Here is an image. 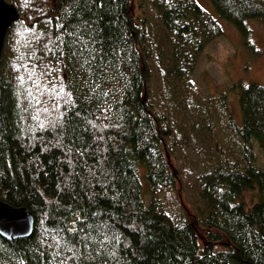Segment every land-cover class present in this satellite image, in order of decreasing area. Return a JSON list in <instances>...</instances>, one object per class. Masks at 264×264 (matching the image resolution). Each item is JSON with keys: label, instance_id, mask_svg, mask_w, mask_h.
<instances>
[{"label": "trees", "instance_id": "obj_1", "mask_svg": "<svg viewBox=\"0 0 264 264\" xmlns=\"http://www.w3.org/2000/svg\"><path fill=\"white\" fill-rule=\"evenodd\" d=\"M5 1L20 20L0 64V201L27 209L34 227L0 238V264H264L253 152L255 141L264 156V87H233L241 123L227 113L225 128L236 160L215 149L184 184L168 161L176 131H201L192 76L222 36L218 21L247 38L249 22L264 24V0H208L218 21L194 0ZM217 98L205 109L227 111ZM177 186L196 192L192 221L172 200ZM256 186L260 201L247 205L241 195Z\"/></svg>", "mask_w": 264, "mask_h": 264}, {"label": "rangeland", "instance_id": "obj_2", "mask_svg": "<svg viewBox=\"0 0 264 264\" xmlns=\"http://www.w3.org/2000/svg\"><path fill=\"white\" fill-rule=\"evenodd\" d=\"M194 1L205 13L218 21L208 0ZM218 23L222 29V36L204 50L192 76V86L200 93L201 101L198 106H201V109L197 108V117L194 115V118L199 120L201 131L194 130L191 133L190 130L193 128L191 123L187 125L184 133L176 131L174 133L175 156H168L172 169L184 170L183 184L184 181L200 176L210 168V162L213 163L219 158L215 149L221 150L230 160L237 159L240 152L239 145L234 144V141L230 139V132L225 128L227 113H230L238 124L241 123L238 95L233 87L239 84L244 86L257 84L264 87V24L257 21L249 22L250 35L243 38L226 22L218 21ZM218 96L227 98V111L211 106L205 109L206 101ZM208 113L214 116L215 139H212L207 131ZM170 125L173 130V124ZM180 126H182L181 122H179ZM181 136L184 138L183 143L180 141ZM253 152L256 168L264 170V156L255 141ZM179 187L177 186L172 192V200L179 210V215L192 221V216L196 214V208L199 206L198 197H196V192L186 190L184 186ZM142 191L145 204L148 206L150 200L145 184H143ZM241 197L247 205L260 201L257 186L254 191H246ZM199 230L202 236L208 231L200 227ZM198 244L202 247L201 237L198 239Z\"/></svg>", "mask_w": 264, "mask_h": 264}, {"label": "water", "instance_id": "obj_3", "mask_svg": "<svg viewBox=\"0 0 264 264\" xmlns=\"http://www.w3.org/2000/svg\"><path fill=\"white\" fill-rule=\"evenodd\" d=\"M20 20L17 9L0 0V64L6 35L13 24ZM34 227L32 214L25 208H12L0 201V238L6 241L26 239Z\"/></svg>", "mask_w": 264, "mask_h": 264}]
</instances>
